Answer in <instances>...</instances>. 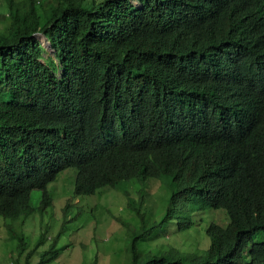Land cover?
<instances>
[{"label": "trees", "instance_id": "1", "mask_svg": "<svg viewBox=\"0 0 264 264\" xmlns=\"http://www.w3.org/2000/svg\"><path fill=\"white\" fill-rule=\"evenodd\" d=\"M6 7L0 217L30 216L35 189L44 211L53 204L48 185L74 168L75 198L119 188L139 219L126 264H264V0H54L42 13L37 0H6ZM153 180L170 193L161 211L144 201ZM133 181L139 201L129 192ZM195 199L208 207L193 209ZM209 209L224 210L229 222L214 218L207 247L140 249L170 227L191 231L195 215ZM66 229L41 264L57 259Z\"/></svg>", "mask_w": 264, "mask_h": 264}, {"label": "rangeland", "instance_id": "2", "mask_svg": "<svg viewBox=\"0 0 264 264\" xmlns=\"http://www.w3.org/2000/svg\"><path fill=\"white\" fill-rule=\"evenodd\" d=\"M42 8L54 0H37ZM19 1L16 2V4ZM6 0H0V31L10 24ZM44 45L48 46L42 33L38 34ZM49 51L52 52L51 49ZM47 56L49 55L46 54ZM75 169L67 168L57 179L48 185L47 190L53 196V204L45 209L40 207L42 190L35 189L31 196L30 216L18 219L0 217V264H41L44 251L51 249L54 239L67 228L55 244L58 250L57 259L47 264H126L129 259V229L138 226L139 219L128 208L127 198L118 189L99 190L92 196L74 197ZM131 197L140 200L141 185L138 182L129 184ZM145 203L148 208L155 205L158 211L169 199L170 193L158 180L147 186ZM163 194V197H162ZM167 195V196H166ZM164 202L160 204V201ZM145 206V204H144ZM207 208L208 204L195 199L192 208ZM226 225L228 217L224 210H202L194 219L196 225L186 233L179 234L176 227H170L164 237L153 242L143 241L140 249L154 250L163 243L178 246L181 250L201 249L207 247L209 239L207 226L214 220ZM16 234L23 235L27 245H20ZM176 239V243L174 242ZM42 241L38 245V242ZM182 245V246H181ZM260 244L254 243L250 256L254 261L260 259Z\"/></svg>", "mask_w": 264, "mask_h": 264}]
</instances>
